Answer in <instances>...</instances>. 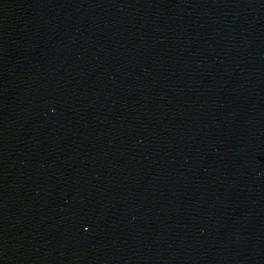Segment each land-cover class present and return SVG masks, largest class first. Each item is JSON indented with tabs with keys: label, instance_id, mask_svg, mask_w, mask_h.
<instances>
[{
	"label": "water",
	"instance_id": "obj_1",
	"mask_svg": "<svg viewBox=\"0 0 264 264\" xmlns=\"http://www.w3.org/2000/svg\"><path fill=\"white\" fill-rule=\"evenodd\" d=\"M0 264H264V0H0Z\"/></svg>",
	"mask_w": 264,
	"mask_h": 264
}]
</instances>
